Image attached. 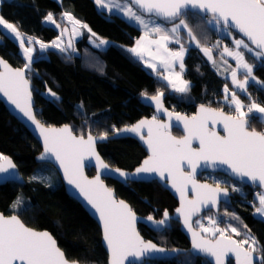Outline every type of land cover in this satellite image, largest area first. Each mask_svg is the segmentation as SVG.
<instances>
[{
  "label": "trees",
  "instance_id": "obj_1",
  "mask_svg": "<svg viewBox=\"0 0 264 264\" xmlns=\"http://www.w3.org/2000/svg\"><path fill=\"white\" fill-rule=\"evenodd\" d=\"M49 13L57 25L71 26L73 21L64 15L68 13L74 20L80 21V25L88 24L98 36L107 38L112 43L106 49L94 47L89 42L84 27L80 26V37L75 39L72 53L54 48L51 45L61 34L57 28L52 27L51 22H47ZM0 16L17 27L25 38L24 46L35 49L33 53L36 59L30 66L31 70L26 71L34 91L37 117L47 125L70 124L79 135H87L89 132L93 135L104 132L112 135L113 125L119 129L154 114L153 109L142 101V93L145 92L148 96L163 92V101L168 108L187 115L195 113L199 105H209L235 114L232 107L224 101L223 90L225 85L230 92H237V88L229 76H223L215 69L199 47L207 46L219 51L218 47L223 42L232 46L233 42L222 33L220 26L199 21L197 27V19L187 18L199 45L189 43L184 37L185 32H182L181 43L188 48L183 75L188 80L190 90L180 93L172 90L160 76V72L149 70L144 63L126 51L134 45L141 30L122 16L99 9L95 0H1ZM9 33L10 30L4 31L0 26V56L14 67L24 68L25 58L21 53L19 39ZM27 37H32L33 42L29 43ZM219 38L222 41L217 43ZM35 41L43 42L52 49H41ZM58 44L65 48L64 41ZM173 45L177 46L175 42ZM246 54L253 66L252 75L258 83L253 85L252 81L249 82L247 93L250 98L243 94L241 96L247 105L254 101L264 106V90L261 88L264 85V58L253 59L251 54ZM48 89L57 93L59 103L50 101L46 95ZM81 104L83 112L78 108ZM246 118L253 128L264 131V121L259 114H248ZM172 132L181 135L176 128ZM41 150L36 138L0 101V153L12 157L25 178L24 183L9 181L0 184V211L18 214L28 225L49 230L69 259L83 264H108V254L102 244L99 225L67 193L61 178L55 187L47 182L31 179L32 173L40 164L36 162V157ZM98 150L111 166L125 169L135 168L147 156L145 148L132 137L109 139L99 143ZM55 171L59 175L56 169ZM87 172L93 175L95 169H88ZM217 175L224 177L223 174ZM105 180L110 187L115 188L118 197L127 200L138 214L158 219L165 210L171 213L178 205L175 197L156 180L130 181L126 185L110 178ZM255 188H251L245 195H238L229 204L223 203L218 212L210 213L220 221L228 218L238 227L239 235L229 232L226 235L233 236L238 241L254 237L257 242L256 253L264 256V217L255 214L254 206L246 202L253 198ZM18 198L24 202V206L13 209ZM255 202L257 206V198ZM233 213L239 220L232 219ZM169 225L164 231L145 225L139 227L147 239L168 248L189 247L190 243L181 231L179 222L172 220ZM244 246L248 248V245ZM186 261L191 264H209L207 259L192 253L147 260L141 264H185ZM228 264H234V261L230 260Z\"/></svg>",
  "mask_w": 264,
  "mask_h": 264
},
{
  "label": "snow or ice",
  "instance_id": "obj_2",
  "mask_svg": "<svg viewBox=\"0 0 264 264\" xmlns=\"http://www.w3.org/2000/svg\"><path fill=\"white\" fill-rule=\"evenodd\" d=\"M95 3L102 8H108L106 0H95ZM115 7L125 14L126 18L142 26L144 30V36L141 39L147 42L146 45H142L141 40H137L136 46L126 51L139 60L144 59L145 53L152 56L154 60L158 59L162 68L169 73L163 77L164 80L180 93L190 90L188 82L181 79L180 73L172 72L176 61H179L180 69H184L183 57L186 49L181 44L180 32L185 31L188 38L199 45V40L196 39L187 23V18L197 19V27H199V21H202L208 25L221 26L228 32L238 29L251 43H246L244 39L233 38L235 48L230 49L224 46L219 55L223 58L227 54L235 59L237 66L231 72L232 83L246 98H250L247 93L249 80L251 79L253 85L258 82L252 75L253 66L245 61L244 52L241 49L247 50L253 59L264 58V0H128L127 4L122 6L116 3ZM64 15L73 21L72 31L76 33L75 25H80V21L74 20L68 13ZM46 20L56 23L51 13L47 15ZM0 26L4 31L10 30L9 34H14V38L19 39L22 55L27 61L24 69H13L7 61L0 58V68H2L0 93H3L23 116L39 129V134L43 137L44 151L38 159L58 161L68 184L79 189V193L83 194L87 204L99 214V219L103 223V237L110 251V264H125L126 261L127 264H135L139 258L151 253H163L165 249L151 241H145L140 236L136 229L135 212L123 200H117L114 197L112 190L104 185L99 175L92 179L84 175L82 161L86 155L95 157L96 165L100 169L118 174L125 183L138 179V174L141 173H156L161 179L166 178L167 174L172 188L180 194L181 204L176 212L183 217L184 225L192 233L193 249L214 258V264H225V258L229 254H234L236 264H253V253L257 251V242L254 237L233 240L226 233L230 230L239 235L237 227L229 223L227 227L221 228L212 215H207L210 227H205L203 223L197 221L200 229L197 231L192 227L191 218L200 213L203 208L211 212L210 206L218 205L222 199L225 204L228 203V189L221 187V184H226L232 187L234 192L242 194V190L230 184L229 179H217L214 181L215 186L199 183L196 180V171L202 163L207 166L211 162L212 167L219 168L226 175L231 173L232 177L238 178V183L246 178L249 182L264 188V131H256L246 118L253 110L264 113V107L253 101L246 112L245 105L236 91L230 92L225 85L224 101L232 107L235 114L230 115L222 109L204 105H200L199 113L192 117L176 114V121L183 122V130L187 133L182 137L173 136L170 131L171 125L159 121L156 116H153L151 120H141L135 125L122 129H117L113 125L114 134H141V138H143L142 130L146 128V143L151 150V155L136 168L135 173H126L119 168L110 169L95 150L96 141L107 139L108 132L97 136L89 132L85 138L84 134L75 135L69 125L55 128L45 126L37 119L32 108L30 81L25 76V71L31 70L32 53L35 49L25 47V38L21 36L20 31L2 16H0ZM81 26L87 27V25ZM89 31L91 32V29ZM150 33L160 34L159 38L149 40ZM27 40L29 43L33 42L32 37H27ZM169 41L179 45V50L169 49L167 46ZM35 42L39 43L41 49L49 47L43 42ZM106 45H109V41L103 39L96 43L98 48ZM151 45L156 46L154 52ZM52 46L61 51L67 50L55 41ZM216 46L213 45V47ZM202 51L209 60H213L211 48L204 47ZM213 63H215L214 60ZM148 67L155 70L157 66L155 63H148ZM238 69L244 70L243 80L237 79ZM261 88L264 90V85H261ZM46 95L51 102L59 103L60 97L51 89L47 90ZM163 95V92H159L157 95L148 96L145 92L142 93V98L154 101L157 110L167 113L171 121L173 113L163 107ZM78 108L83 112V104ZM210 124H222V131L225 134L221 135L218 131L210 129ZM193 141H198L197 147H193ZM9 169L15 170L16 165L8 156L0 153V174L8 173L3 180L12 178ZM15 179L22 178L17 175ZM31 179L46 182L40 175L33 176ZM189 186L195 193L192 199L188 198ZM256 195L259 206L253 204L255 214L264 217V192ZM21 206H24V202L18 198L13 204V209ZM170 219L169 213L165 210L162 219L155 220L149 215L146 222L151 223L154 229L164 231L170 226L168 223ZM232 219L239 220V217L233 213ZM244 227L247 226L244 225ZM202 233H206L207 236ZM250 240L251 243H249ZM244 245H248V248ZM256 260L257 264H264V256L258 255ZM0 264H79V262L69 261L48 231H36L27 227L18 215L5 216L0 213ZM185 264H191V262L186 261ZM209 264L213 262L210 261Z\"/></svg>",
  "mask_w": 264,
  "mask_h": 264
},
{
  "label": "water",
  "instance_id": "obj_3",
  "mask_svg": "<svg viewBox=\"0 0 264 264\" xmlns=\"http://www.w3.org/2000/svg\"><path fill=\"white\" fill-rule=\"evenodd\" d=\"M47 22H50V21H47ZM52 23V22H51ZM52 27L54 28H57V31L61 34V38L62 40L64 41V44H65V48L67 49V51H69L70 53L73 52V48H74V43H75V39H76V33H73L72 31V26L70 25H58L57 27V22L55 24L52 23ZM232 31H234L235 33H237L240 37H242L244 40H246L249 44L251 43L250 41L247 40V37L243 36L242 33L239 32L238 29H233ZM60 40V38H57L55 40L56 43H58ZM70 44V46H69ZM52 46V45H51ZM254 47V46H253ZM55 48V47H54ZM47 49H52L50 46L47 48ZM0 58H2L0 56ZM4 59V58H3ZM5 60V59H4ZM6 61V60H5ZM7 63L13 68V69H17V67H14L13 65H11L8 61ZM18 69H24V68H21V67H18ZM0 70H2V68H0ZM25 76L26 78L29 79L28 75H27V71H25ZM30 81V79H29ZM30 88L32 89V108H33V111L36 113V109H35V105H36V101H35V96H34V91H33V87H32V83L30 81ZM163 98H164V95L162 97V101H163ZM0 101H2V103L6 106V108L8 109V111L20 122L22 123L27 129L28 131L36 138V140L39 142V144L41 145L42 147V150L40 151V153L37 155L36 157V162L37 163H43V162H47V163H50L51 165L54 166V168L57 170L58 174L60 175V178L62 180V183L64 184L65 188H66V191L67 193L72 197L74 198L75 200H77L81 205L82 207L90 214V216L97 222V224L99 225L100 229H101V233H102V244L108 254V264H110V251L109 249L107 248L106 246V242L104 240V237H103V223L102 221L99 219V214L95 212L94 209L91 208L90 205L87 204L86 200L84 199L83 197V194L79 193V189H76L74 185H69L68 182H67V179L66 177L64 176V173H63V169L59 166V162L58 161H55L54 159L52 160H45V161H41L38 159V157L41 156V154L43 153L44 151V147H43V137L39 134V129H37L35 127L34 124H32L30 121L27 120L26 117L23 116V114L19 111V109H17L15 107V105H13L11 103V101H9L7 99V97H5L3 95V93H0ZM142 101L148 105L149 107H151L154 111V116H156V118L163 122V123H169L171 125L170 127V131H171V134L173 136H176V137H182L184 135H186V131L183 130V122H177L176 119H175V116L176 114H179L181 116H187V117H192V116H195L199 113V108H200V105L197 107L195 113H193L192 115H187V114H184V113H181V112H177V111H174V110H171L170 108H168L165 104H164V101H163V107L165 109H167L168 112H172L173 113V117H172V120L169 121L168 119V116H167V113L165 112H162V111H158L157 108L155 107V103L154 101H150L149 99L147 98H142ZM206 107H212V108H216V107H213V106H209V105H204ZM218 109V108H216ZM220 110V109H218ZM225 113L227 114H230V115H234L230 112H227L225 110H223ZM37 116V114H36ZM153 116L151 117H142L141 119L137 120L135 123H133L132 125H135L137 124L139 121L141 120H151ZM38 120H40L38 117H37ZM41 121V120H40ZM41 123H43L45 126H50V127H55V128H61L63 127L64 125H69L71 127L70 124H63V125H47L45 124L43 121H41ZM250 123V122H249ZM179 124V127H177V125ZM251 124V123H250ZM132 125H127V126H123L119 129H122L124 127H128V126H132ZM210 129L212 130H215V131H218L221 135H224L225 133L222 131V124H216V125H209ZM72 128V127H71ZM178 129L182 135L181 136H178L176 134H174L172 131L173 129ZM255 129V128H254ZM73 130V129H72ZM256 131H259L257 129H255ZM73 133L75 135H79L77 134L76 132L73 131ZM147 129H143L142 130V135H143V138H141V134H134V133H126V134H112V135H108L107 139L105 140H97L96 141V144H95V150L96 152L99 154L100 158L104 161V163L108 164L109 165V168L110 169H116V168H119L121 169L122 171L126 172V173H135V170L136 168L140 167L143 163V161L145 159H148V157L151 155V150L150 148L148 147L147 143H146V140H147ZM93 135V134H92ZM94 136H97V135H94ZM120 137H132L136 140H138L140 142V144L145 148L146 152H147V156L141 161V163L139 165H137L135 168L133 169H125V168H121V167H113L111 166L109 163H107V161L103 158V156L101 155L100 151L98 150V144L99 143H104V142H107L109 139H112V138H120ZM85 138H87V135H85ZM198 146V141H193V147H197ZM8 156L12 162L16 165V169L15 170H12V169H9V173H12V178L8 179V180H3V177L5 176H8V173H2L0 174V184H4L6 182H9V181H15V182H18V183H24L25 182V178L23 176V174L21 173L18 165L16 164L15 160L9 156V155H6ZM82 164H83V171H84V175L87 176L89 179H92L94 178L95 176L99 175L100 176V179L103 181L104 185L111 189L112 192H113V195L114 197L117 199V200H123L125 203H127L130 208L132 209V206L131 204L121 198V197H118L117 195V192L115 190V188L113 187H110L107 183V181L105 180L106 178H110V179H113V180H116L122 184H128V182L130 181H137V182H141V181H153V180H156L158 181L165 189H167L174 197L175 199L177 200L178 202V205L175 207L173 213H169V216L171 217V219L173 220H177L179 221L180 223V228H181V231L184 233V235L187 237L189 243H190V247L189 248H180V247H173V248H168L162 244H159L157 243L156 241L154 240H151V239H147L140 231V225H145L151 229H154L151 225V223H148L146 222V218L149 216H144V215H141V214H138L137 212H135L133 209V211L135 212L136 214V217H137V222H136V229L137 231L140 233V236L145 240V241H151L152 243L156 244L158 247H162L165 249V251L163 253H151V254H147L145 257H141L139 258L138 260L135 261V264H141L147 260H153V259H163V258H174V257H177L178 255L180 254H183V253H187V252H190L192 253L194 256H198V257H202V258H206L209 262L212 261L213 264H214V258L210 257V256H206L205 254L203 253H199L197 251H195L192 247V233L188 231L187 229V226L184 225L183 223V217L180 216L177 212H176V209H178L180 207V204H181V201H180V194L174 189L172 188L171 186V180L170 178H167V174H166V178L164 179H161L159 178L158 174L156 173H141V174H138V179L136 180H129L127 183H125L120 177L118 174H113L112 172H109V171H105L103 169H100L98 165H96V162H95V157L93 156H85L83 158V161H82ZM221 167H226V166H221ZM95 169V173L93 175H90L87 171L88 169ZM187 171V168L185 169ZM205 172H209V173H213V174H223L227 177H229L230 179L238 182V178L236 177H232L231 173H228L227 175L221 171L219 168H214L212 167L211 165V162H209V164L207 166H205L203 163L201 164L200 167L197 168V171H196V180L199 182V183H207L209 185H212V186H215V184L213 182H210V181H207V180H201L199 179V175L202 174V173H205ZM19 176L21 177L22 179H15V176ZM247 186H250V187H258L259 189H261L262 191H264V188H261L258 184H253L251 182H249L246 178L244 179L243 182H241ZM221 187H226L228 189V204L232 202V198H233V195H234V192L226 185H223L221 184ZM195 197V193L194 191L191 190V186H189V191H188V198L189 199H192ZM222 203H225L224 200L222 199L218 205L216 206H210L212 208V211H215V212H218L221 208V204ZM208 211L206 208H203L202 211L198 214H195L192 216L191 220H192V227L193 229L199 231L200 229L198 227L195 226L194 224V221L201 215L203 214L204 212ZM0 213H3L0 211ZM5 216H10V215H14L15 213H12V214H5L3 213ZM15 215H18V214H15ZM19 218L22 220V222L27 226V227H30L36 231H48L52 236L53 238L57 241V246L65 253V251L60 247L59 245V242L58 240L55 238V236L47 229H37V228H34L30 225H28L27 223H25L23 221V219L20 217V215H18ZM163 218V217H162ZM161 218V219H162ZM155 220H159V219H156L154 218ZM170 219V220H171ZM170 220L168 221V223H170ZM156 230V229H154ZM158 231V230H157ZM202 235H205L204 233H202ZM206 236V235H205ZM231 238L233 240H237L235 237L231 236ZM245 247V246H244ZM247 248V247H245ZM259 254H257L256 252L253 253V257H254V262L253 264H256L257 263V260H256V257L258 256ZM65 256L67 259H69L65 253ZM260 256V255H259ZM129 259H133L131 257H129ZM230 260H233L234 261V264H236V260H235V256L234 254H229L226 258H225V264H228ZM69 261H78V260H73V259H69ZM79 264H83L81 263L80 261H78ZM125 264H127V261L125 262Z\"/></svg>",
  "mask_w": 264,
  "mask_h": 264
},
{
  "label": "rangeland",
  "instance_id": "obj_4",
  "mask_svg": "<svg viewBox=\"0 0 264 264\" xmlns=\"http://www.w3.org/2000/svg\"><path fill=\"white\" fill-rule=\"evenodd\" d=\"M0 3H1V0H0ZM106 3L108 4V8H102L101 6H98V8L101 9V10H103V11L108 12L109 14H110V13L118 14V15L122 16L123 18H125V20H127L129 23L134 24L135 26H137V27L141 30V35L137 38V40H141V44H142V45H146L147 42L141 39V38L144 36V30H143V27L140 26V25H138V24L135 23L134 21H131L130 19L126 18V15L123 14V13H121V12H119V11L117 10V8L115 7V4H116V3H119L120 5L123 6V5H125V4L128 3V0H106ZM109 9H111V11H109ZM72 25L74 26V24H72ZM72 25H71V26H72ZM84 25H87L86 28L84 27V32H86V34L88 35V40H89V42H90L94 47H96V43H98L100 39H103V40H107V41H109V45L112 43L111 40H109V39H107V38H103V37L98 36V35H97L95 32H93L92 30H91V32H90L89 29H91V28L89 27L88 24H84ZM80 26H81V25H75V27H76V29H77V31H76V35H77L76 38H77V37H80V31H81V30H80ZM166 27H171V25H166ZM220 29H221L222 33H223L225 36H227L228 38H230L231 42H233V45H232V46H234V40H233V38L243 39L242 37H240V36H238L237 34H235L234 31H231V32L225 31L221 26H220ZM93 33H95V36H93ZM159 35H160V34H157V33H150L148 39H149V40H155V39H158V38H159ZM180 35H181V33H180ZM180 38H181V37H180ZM137 40H136V41H137ZM136 41H135L134 45L131 46V47H135V46H136ZM181 42L183 43L182 38H181ZM245 42L248 43L246 40H245ZM172 44H173V41H169V42H167V46H168V48H169L170 45L172 46ZM109 45L102 46V47H100L99 49H106V48H108ZM25 47H26V46H25ZM131 47H129V48H131ZM150 47H151L152 51L154 52L156 46H155V45H151ZM199 47H207V46H200V45H199ZM234 47H235V46H234ZM252 47H253V46H252ZM96 48H98V47H96ZM174 48H176V47H174ZM208 48H210V47H208ZM169 49H170V48H169ZM211 49H212V48H211ZM243 51H244V53H245V50H243ZM246 52H248V51L246 50ZM21 53H22V49H21ZM212 53H214L216 56H218L220 52H219V51H216V50L213 49V52H212ZM248 54H250V53L248 52ZM32 56H33V61H34V60L36 59V56H35L34 53H32ZM23 57H24V56H23ZM24 58H25V64H26V62H27V61H26V57H24ZM137 59H138V58H137ZM140 61H141L142 63H144V65L147 66V68H148L149 70H151V71H153V72H155V73L161 71L162 66L160 65L159 60H158V59L154 60V59L152 58V56L148 55L147 53L144 54V59H143V60H140ZM145 61H147V63H146ZM148 63H155L156 66H157L156 69L154 70V69L148 67ZM215 69H216L217 71H219V69H218V67H217V64H215ZM159 70H160V71H159ZM179 70H181L180 67H179ZM181 72H182V70H181ZM219 72H220V71H219ZM159 74H161V72H160ZM239 75L242 76V78H244V74H241V73H240ZM250 81H251V79L249 80V82H250ZM170 87H171V86H170ZM239 98L241 99L242 103L245 105V111L247 112V107L250 106V104L247 105V102H246L244 99H242L240 96H239ZM257 104H258V103H257ZM259 105H260V104H259ZM260 106H261V107H264V106H262V105H260ZM255 111H256V110H253L252 113H248V114H253V113H255ZM233 112H234V111H233ZM234 113H235V112H234ZM263 117H264V116H263ZM36 175L43 176V177L45 178L46 182H47L48 184H50L51 187H55V186L60 182V175H57V173H56V171H55V169H54V166L51 165L50 163H47V162L40 163V164L37 166V168H36V169L34 170V172L32 173V176H36ZM213 177H214L215 180H217V179H219V180H224V179H225L223 176H219V175H217V174H216V175H213ZM204 214H205L204 217L200 218L201 215H202V214H201V215L195 220V224H197V221L199 220L201 223H203V225H204L205 227H210L211 225H209V223H208L207 215H212L213 218L217 220V224H218V226L221 227V228H225V227L228 226L229 223H231V222L228 220V218H224L223 221H220V219L217 218V216H215L214 214H212V213H210V212H204ZM199 218H200V219H199ZM231 225H232L233 227H237L236 225H234V224H232V223H231ZM197 227H199L198 224H197ZM237 230H238V233H239V229H238V227H237ZM227 233H228V232H227ZM227 233H226V234H227ZM229 233H231V234H236V233H232L230 230H229ZM236 235H237V234H236ZM187 253H188V252H187ZM183 254H186V253H183ZM192 255H193V254H192Z\"/></svg>",
  "mask_w": 264,
  "mask_h": 264
},
{
  "label": "crops",
  "instance_id": "obj_5",
  "mask_svg": "<svg viewBox=\"0 0 264 264\" xmlns=\"http://www.w3.org/2000/svg\"><path fill=\"white\" fill-rule=\"evenodd\" d=\"M182 32H183V34H184V32L185 31H181L180 33H181V35H180V37H182L183 35H182ZM185 35L186 36H184V37H186L188 40H189V43H193V44H195V41H192V40H190L189 38H188V36H187V34H186V32H185ZM181 39V38H180ZM221 39L219 38V39H217V43L218 42H221L220 41ZM174 42V41H173ZM224 43V42H223ZM223 43H221L220 45H219V47H218V50H219V52H222L223 51V47L224 46H227V47H229L230 49H234L235 47H233V46H230V45H228V44H223ZM182 44V43H181ZM174 47H176V48H174ZM169 48L172 50V51H178L179 50V45H177V46H174L173 44H172V46L170 45L169 46ZM184 48L186 49V51H185V54H184V57H183V63H184V68H185V62H184V59H185V57H186V54H187V47H185L184 46ZM201 49L202 48H204V47H200ZM211 48V47H210ZM244 49H241V51H243ZM212 52H213V49H212ZM244 52V51H243ZM247 52H246V50H245V53H244V59H245V61L247 62V63H249L250 64V62L248 61V59H247V54H246ZM208 57V56H207ZM212 57H213V60L215 61V63H213V60H210L211 61V63L215 66V64H217V67H218V69H219V71H220V73L224 76V75H226V76H229V78L231 79V72H232V70L233 69H236V66H237V63H236V61H235V59L233 58V57H230V56H228L227 54H225L224 56H223V58H221V56L220 55H218V56H216L214 53H212ZM225 61L227 62V63H225ZM184 70V69H183ZM183 70H182V72H181V70H179V61H176L175 62V64H174V66H173V69H172V72L173 73H180V76H181V79L183 80V81H187L188 82V80H186L185 78H184V75H183ZM160 71V70H159ZM161 74H160V76L161 77H164V76H167V75H169V73L166 71V70H164L163 68H161ZM244 74V70L243 69H238L237 70V79H239V80H243V78H242V76H240L239 74ZM164 79V78H163ZM231 81H232V79H231ZM167 82V81H166ZM168 83V82H167ZM189 85V84H188ZM234 85V84H233ZM235 86V85H234ZM236 87V86H235ZM248 87V86H247ZM172 88V87H171ZM172 90H175V89H173L172 88ZM238 91H239V93H238V91L236 92L237 93V95L238 96H240L241 98H242V96H241V94H242V92H241V90L240 89H237ZM243 99V98H242ZM255 113H257V114H259V116H260V118H262V120L264 121V113H258L257 111H255Z\"/></svg>",
  "mask_w": 264,
  "mask_h": 264
},
{
  "label": "flooded vegetation",
  "instance_id": "obj_6",
  "mask_svg": "<svg viewBox=\"0 0 264 264\" xmlns=\"http://www.w3.org/2000/svg\"><path fill=\"white\" fill-rule=\"evenodd\" d=\"M72 24H73V22L71 23V25H72ZM72 28H73V25H72ZM59 34H60V33H59ZM59 38H60V40H59L58 43L63 42L61 36H60ZM152 116H154V114H153ZM180 133H181V132H180ZM176 135H177V134H176ZM181 135H182V133H181ZM181 135H178V136H181ZM146 153H147V152H146ZM213 175H215V174H213V173H209V172H205V173L200 174L198 178L201 179V180H207V181H210V182H213V183H214L215 179H214ZM224 178H225V179H229L230 184L236 185V186H238V187L242 190V194H241V192H234L233 189H232V187H230V186H228V185H226V184H223V185L228 186V187L234 192V195H233L232 200L237 199L238 195H240V196H241V195H245L246 193H248V192L250 191L251 188H253V187L247 186V185H245V184H243V183H238V182H236V181L230 179L229 177H227V176H225V175H224ZM225 179H224V180H225ZM222 204H223V203H222ZM222 204H221V205H222ZM206 212H208V211H206ZM171 213H173V212H171ZM204 216H205V214L203 213V214L201 215L200 218H202V217H204ZM162 217H163V216H162ZM162 217H161V218H162ZM161 218H158V219H161ZM200 218H199V219H200ZM172 220H173V219L170 220V223L172 222ZM175 221H177V220H175ZM178 222H179V221H178ZM170 223H169V224H170ZM179 224H180V223H179ZM194 224H195V221H194ZM195 226L197 227V224H195ZM146 227H147V226H146ZM198 228H199V227H198ZM204 234L207 236L206 233H204ZM189 247H190V245H189ZM189 247H187V248H189ZM188 253H190V252H188ZM197 257H198V256H197ZM205 259H206V258H205Z\"/></svg>",
  "mask_w": 264,
  "mask_h": 264
},
{
  "label": "built area",
  "instance_id": "obj_7",
  "mask_svg": "<svg viewBox=\"0 0 264 264\" xmlns=\"http://www.w3.org/2000/svg\"><path fill=\"white\" fill-rule=\"evenodd\" d=\"M261 191L258 189V188H255L254 189V191H253V198H249L248 200H246V202H248V203H250V204H254V203H256L255 202V199L257 198L258 199V197H257V193H260Z\"/></svg>",
  "mask_w": 264,
  "mask_h": 264
}]
</instances>
